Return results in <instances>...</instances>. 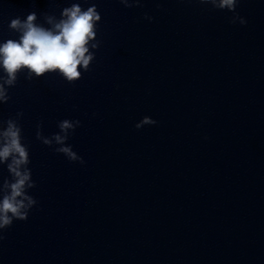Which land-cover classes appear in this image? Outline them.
Here are the masks:
<instances>
[{
  "label": "water",
  "instance_id": "water-1",
  "mask_svg": "<svg viewBox=\"0 0 264 264\" xmlns=\"http://www.w3.org/2000/svg\"><path fill=\"white\" fill-rule=\"evenodd\" d=\"M31 170L0 264H264V128Z\"/></svg>",
  "mask_w": 264,
  "mask_h": 264
},
{
  "label": "clouds",
  "instance_id": "clouds-1",
  "mask_svg": "<svg viewBox=\"0 0 264 264\" xmlns=\"http://www.w3.org/2000/svg\"><path fill=\"white\" fill-rule=\"evenodd\" d=\"M125 8L139 7L142 0H119ZM211 5L213 9L231 12L229 22L245 25L247 20L237 11L240 0H199ZM44 23H38L36 12H30L25 19L16 17L10 20L9 29L18 34V39H7L0 43V105L11 99L9 89L17 83L21 73L26 80L40 78L49 73H57L68 83H75L84 72L90 70L96 50L101 41L97 39V26L101 15L95 4L82 8L73 2L61 10L60 16L44 13ZM144 19L153 17L145 14ZM24 113L15 117L0 118V166L6 165L8 177L0 179V240L3 230L12 226L16 220L26 221L30 211L38 201L29 190L36 187L29 167L30 153L23 143L20 119ZM157 121L144 116L135 128L155 125ZM81 126L80 120L64 119L58 122V132L51 136L43 134V123L37 124L36 139L57 153L63 154L70 162L85 163L67 143L75 130Z\"/></svg>",
  "mask_w": 264,
  "mask_h": 264
}]
</instances>
